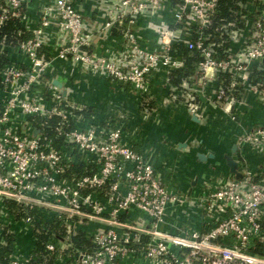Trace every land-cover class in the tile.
Here are the masks:
<instances>
[{
	"label": "built area",
	"instance_id": "obj_1",
	"mask_svg": "<svg viewBox=\"0 0 264 264\" xmlns=\"http://www.w3.org/2000/svg\"><path fill=\"white\" fill-rule=\"evenodd\" d=\"M78 1L46 0L31 27L25 0H0V26L18 18L31 35L4 47L11 62L0 73V245L6 241L1 220L12 202L36 210L25 217L31 229L39 220L66 229L64 242L53 235L46 251L69 252L71 264H264V169L246 163L240 180L204 177L201 192L188 196L166 181L148 150L134 148L123 124L100 120L67 87L76 71L104 77L130 85L147 111L143 105L154 99L152 82L160 75L167 101L186 96L200 120L208 122L211 106L241 125L247 96L264 106V78L252 81L254 69L264 70V10L245 17L225 58H217L206 36L197 37L210 26L217 0H98L95 26ZM245 7L258 11L251 1ZM115 27L122 29L120 47L106 46L116 40ZM181 44L202 55L184 94L170 84V75L184 67L171 54ZM223 76L241 88L240 99L222 87ZM53 80L64 85L65 97ZM238 143L264 157V123L242 126ZM85 223L100 225L84 234L93 250L73 254L68 240ZM7 264H33V257L13 252Z\"/></svg>",
	"mask_w": 264,
	"mask_h": 264
},
{
	"label": "crops",
	"instance_id": "obj_2",
	"mask_svg": "<svg viewBox=\"0 0 264 264\" xmlns=\"http://www.w3.org/2000/svg\"><path fill=\"white\" fill-rule=\"evenodd\" d=\"M97 1L79 0L76 3L85 21L92 26L101 21L95 7ZM45 2L46 0H25V22L31 27L36 24L40 7ZM116 29L118 31V28ZM121 34L122 31L120 34L112 31V39L116 40L111 43L107 41L106 46L120 47ZM68 85L67 87L73 88L77 102L88 105L90 113L95 112L100 120L111 119L114 124H123L124 129L130 133L131 138L128 140L134 144V148L139 152L148 150L151 153L152 163L158 171L163 173L166 181L178 190H185L184 193L191 188L193 177H207L218 171L228 173L225 156L231 154V147L234 144L238 146L235 158L239 161L242 172L246 163L255 171L264 169V157L254 155L238 143L242 126L253 128L264 123V106L256 102L253 97L247 96V105L244 110L246 115L241 125L230 122L222 111L215 110L211 106L207 107L209 120L208 122L202 120L205 123L202 125L192 120L186 104H174L166 100L168 88L163 85L160 75L154 76L152 82L155 106L148 109L146 113L130 85L112 82L104 77L80 71L74 73ZM206 104L208 103L203 101V105ZM137 127L140 129V134H136ZM194 138L203 141L206 150L201 152L212 150L216 158L202 163L197 161L195 156L198 150L192 149L187 152L179 147L180 144L188 143ZM199 186L198 183L193 191H197ZM126 219L127 216L122 218V220ZM1 224L4 231H8L14 237L12 245L14 252L32 255L37 239L33 235V227L32 229L28 227L25 218H18L14 211L7 208ZM98 226L100 225L95 223H85L80 230L87 233H80L90 234ZM60 241L64 242V239L60 238ZM53 256V264H71L72 262L69 252L65 250H58Z\"/></svg>",
	"mask_w": 264,
	"mask_h": 264
},
{
	"label": "trees",
	"instance_id": "obj_3",
	"mask_svg": "<svg viewBox=\"0 0 264 264\" xmlns=\"http://www.w3.org/2000/svg\"><path fill=\"white\" fill-rule=\"evenodd\" d=\"M249 1L258 6L257 12L252 13L246 9L245 6ZM263 10L264 4L259 0H217V5L211 15L210 26L203 30H197V37L200 33L205 35V44L213 45L218 53L217 58H225L226 51L231 46L232 33L245 27L246 16H252L254 18L259 17ZM116 28H118V31ZM112 31H114L115 34H120L122 29L120 27H115ZM30 36V33L24 30L21 19L18 18H9L0 26V73L3 67L11 62L9 59L10 50L7 48L4 49V47H14ZM171 54L173 56H179L184 60V67L170 75V84L183 90L184 94L183 85H191L193 83L192 77L195 75L197 66L202 60V55L198 51H189L188 47L182 44L173 45ZM46 58L50 59V56L46 54ZM263 78L264 70H253V83L262 82ZM223 80L222 87L225 88L227 93L236 100L240 99L241 88L238 85L232 87V83H235V81L225 76H223ZM186 101V96L175 95L170 99V102L174 104H185ZM194 103L199 106L201 105L199 96H196ZM143 106L152 109L155 106V102L151 99L145 101ZM50 123L54 126L56 121L52 120ZM48 134L51 137L54 135L50 129ZM75 171L80 173L81 168H77ZM8 208L14 211L18 218H25L27 215H36V210L27 212L12 202L8 203ZM33 229V235L37 239L36 248L32 252L33 264H53L54 256L48 255L46 245L53 235L57 238L66 239L68 236L66 229L58 222L43 224L39 221H34ZM5 233L6 241L4 244L0 245V263L2 264L8 263L9 256L14 252L12 246L14 237L8 231ZM68 242L72 246L71 252L73 254L79 251L93 250L89 239H87L83 233L70 236Z\"/></svg>",
	"mask_w": 264,
	"mask_h": 264
},
{
	"label": "water",
	"instance_id": "obj_4",
	"mask_svg": "<svg viewBox=\"0 0 264 264\" xmlns=\"http://www.w3.org/2000/svg\"><path fill=\"white\" fill-rule=\"evenodd\" d=\"M52 84L54 86L58 87L60 93L64 97L66 96V90H65V87L62 83H60L57 80H53ZM188 111H189V113L192 117V120L194 122H196L198 124L205 125V123L202 120H200L199 117L192 110H188ZM144 113H146V111ZM147 116H146V118H147ZM38 132L39 131L36 130L34 132V134H37ZM179 147L184 148V150H186L187 152H190L192 149L198 150V152H196L195 156H196L197 161L202 162V163L208 162L210 160H214L216 158L215 153L212 150H207V152H201V150L202 151L206 150V147H205L203 141H200L198 138L191 139L188 143L180 144ZM237 151H238V146L236 144H234L231 147V154L225 156V163H226V166L228 168V173L226 172L227 173L226 174L224 171H218V172H214V174H225V175H228L232 179H237V180L242 179L243 178V172L240 170L239 161L235 158ZM204 177L203 176L193 177V179L191 181V188L188 189V191L186 193L188 196H196L201 192L202 180H203L202 178H204ZM198 183L200 185L199 189L194 192L193 188L196 187ZM179 191L185 192V190H182V189H180Z\"/></svg>",
	"mask_w": 264,
	"mask_h": 264
}]
</instances>
